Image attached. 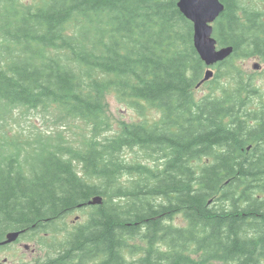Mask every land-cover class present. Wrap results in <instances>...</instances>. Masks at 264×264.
I'll return each mask as SVG.
<instances>
[{
	"label": "trees",
	"instance_id": "trees-1",
	"mask_svg": "<svg viewBox=\"0 0 264 264\" xmlns=\"http://www.w3.org/2000/svg\"><path fill=\"white\" fill-rule=\"evenodd\" d=\"M220 1L232 54L197 98L178 0H0V120L42 110L87 131L0 143V241L47 234L45 264H264V108L236 65L264 63V10ZM109 95L139 120L112 128Z\"/></svg>",
	"mask_w": 264,
	"mask_h": 264
},
{
	"label": "rangeland",
	"instance_id": "rangeland-1",
	"mask_svg": "<svg viewBox=\"0 0 264 264\" xmlns=\"http://www.w3.org/2000/svg\"><path fill=\"white\" fill-rule=\"evenodd\" d=\"M258 6L264 10V1H259ZM236 65L245 70L246 73L253 74L255 72L254 76L257 79L255 85L259 89L260 97H253L250 100L249 110L264 108V63L259 59H241L236 62ZM255 66H258V68H254ZM213 80L214 77L202 87L196 89L195 94L197 98H201L211 92V87L214 85L212 83ZM107 103L110 109L109 116L112 128H117L118 123L122 121L131 122L139 120L134 112L119 103L114 95L107 96ZM145 118L153 121L157 119V115L147 110L145 112ZM56 130L62 132L64 137L68 139H79V134H87V131H78V127L74 125L69 127L58 122L45 111L18 109L12 113V118H8L6 121L0 120V143L3 140H11L23 145L33 133L48 135L54 131L56 132ZM136 152L138 151L126 152L127 159L135 160L137 157ZM87 211L88 209H82L66 216L64 219L65 225H67L68 228H72V226L83 223ZM174 223L179 225L183 222L181 218H177ZM51 241L52 240H50L47 234L45 235V239L36 235H27L25 240H21V242L19 241L9 247L0 249V263H3L5 259L7 260V264H32L37 260H45L49 254L48 245ZM25 244L28 245V249L26 250L23 247Z\"/></svg>",
	"mask_w": 264,
	"mask_h": 264
},
{
	"label": "water",
	"instance_id": "water-1",
	"mask_svg": "<svg viewBox=\"0 0 264 264\" xmlns=\"http://www.w3.org/2000/svg\"><path fill=\"white\" fill-rule=\"evenodd\" d=\"M178 8L180 12L193 23L194 26V47L201 60L207 65H213L224 60L231 52L230 48L216 51L215 40L211 38L212 27L210 23L218 17L223 10V5L219 0H179ZM211 72L205 74V80L211 76ZM94 204V202L92 203ZM19 233H10L6 236V243L17 239Z\"/></svg>",
	"mask_w": 264,
	"mask_h": 264
},
{
	"label": "flooded vegetation",
	"instance_id": "flooded-vegetation-1",
	"mask_svg": "<svg viewBox=\"0 0 264 264\" xmlns=\"http://www.w3.org/2000/svg\"><path fill=\"white\" fill-rule=\"evenodd\" d=\"M2 247H6V246H0V248H2ZM24 248H25V249H28V246L25 245ZM38 262H39V263H32V264H45V260H44V259H43V260H40V261H38ZM0 264H7V260L5 259L4 262H3V263H0Z\"/></svg>",
	"mask_w": 264,
	"mask_h": 264
}]
</instances>
